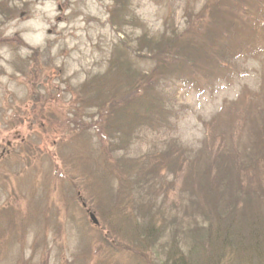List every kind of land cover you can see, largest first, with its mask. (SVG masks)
<instances>
[{"label": "rangeland", "instance_id": "1", "mask_svg": "<svg viewBox=\"0 0 264 264\" xmlns=\"http://www.w3.org/2000/svg\"><path fill=\"white\" fill-rule=\"evenodd\" d=\"M119 1L0 0V264H264V0Z\"/></svg>", "mask_w": 264, "mask_h": 264}, {"label": "trees", "instance_id": "2", "mask_svg": "<svg viewBox=\"0 0 264 264\" xmlns=\"http://www.w3.org/2000/svg\"><path fill=\"white\" fill-rule=\"evenodd\" d=\"M263 142H264V140H263ZM263 147H264V145H261V149H263ZM259 185H261V184L259 183ZM256 188H260V187H256ZM227 199H228V197L225 199L226 202L230 199V197H229L228 200ZM231 199H233L232 200L233 204H234V206H236L237 205V197L233 196V198H231ZM226 202L225 203H221V204L225 205ZM258 202H259V199H254V198L251 197L250 199H248V202H247L246 205H244L243 203H242L243 206L239 205L240 211L238 213H235L234 215H232V216H234L233 217L234 220H238L239 218L245 217L244 219L247 220L248 225H249V227H248L249 230H248L247 236H248V239H250V240H252V238H254V240H256L255 237H256V234H257L256 233L257 232V228H259L261 230L264 229V227H262V225L264 226V205L263 204L262 205L261 204L258 205ZM253 211H254V213H253ZM224 226L220 229L221 233H222V229L224 228ZM223 234L225 235V240L228 241L227 235L229 234V229H225ZM239 238H241L242 241H243L242 236L239 237ZM243 250H245V249H243Z\"/></svg>", "mask_w": 264, "mask_h": 264}, {"label": "bare ground", "instance_id": "3", "mask_svg": "<svg viewBox=\"0 0 264 264\" xmlns=\"http://www.w3.org/2000/svg\"><path fill=\"white\" fill-rule=\"evenodd\" d=\"M130 93V92H129ZM101 95V94H99ZM99 103V102H98ZM140 134V132H138ZM74 137L73 135L69 136L68 138H72ZM108 143V142H106ZM165 155L167 156V152L165 151V153H161V155L159 156L161 159H164L165 158ZM130 167H134L133 170L131 171L133 173L134 170H137L138 168H140L139 165L137 164H130ZM131 170V169H130ZM264 177V175H263ZM128 181H126V178L124 180H121L120 182L123 183L125 185V188H130L131 186L129 184H134V187L136 188H139L141 185H140V181L139 179H136L135 176L131 177L128 179ZM142 182V181H141ZM264 182V181H263ZM143 185V183H142ZM264 185H258V187L262 188ZM259 188V189H260ZM261 190V189H260ZM227 196H229L230 198H233V196L237 197V200H241V203H243L244 205L247 204L248 202V197L250 195V193H247L244 192L242 189H240V187H237V188H232L231 190L228 191V193L226 194ZM260 196H262L261 194H255L254 197L256 199H259L260 200ZM95 224V223H93Z\"/></svg>", "mask_w": 264, "mask_h": 264}, {"label": "water", "instance_id": "4", "mask_svg": "<svg viewBox=\"0 0 264 264\" xmlns=\"http://www.w3.org/2000/svg\"><path fill=\"white\" fill-rule=\"evenodd\" d=\"M93 216L91 215V218H92Z\"/></svg>", "mask_w": 264, "mask_h": 264}]
</instances>
